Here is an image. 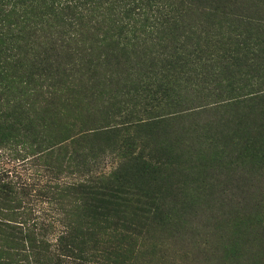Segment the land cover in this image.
<instances>
[{"label": "rangeland", "instance_id": "obj_1", "mask_svg": "<svg viewBox=\"0 0 264 264\" xmlns=\"http://www.w3.org/2000/svg\"><path fill=\"white\" fill-rule=\"evenodd\" d=\"M197 2L206 15L239 12L249 2L256 17L264 7V0ZM94 103H79L65 142L49 148L44 135L24 134L32 144L20 152L25 161L12 158L19 152L15 141L3 143L0 206L21 213L33 204L32 219L43 206L56 228L38 235L10 224L0 264H31L25 241L33 244L36 236L44 249L34 264H264L263 124L251 128L242 116L248 127L243 123L234 137L212 141L214 131H226L223 113L142 128L127 122L125 111L134 105L133 119L141 118L144 106L105 103L93 118ZM64 181L75 183L63 193L64 201L76 203L67 210L50 200L54 185Z\"/></svg>", "mask_w": 264, "mask_h": 264}, {"label": "trees", "instance_id": "obj_2", "mask_svg": "<svg viewBox=\"0 0 264 264\" xmlns=\"http://www.w3.org/2000/svg\"><path fill=\"white\" fill-rule=\"evenodd\" d=\"M200 8L197 0H0V149L15 141L12 158L25 161L20 152L32 144L24 134L44 135L49 148L65 142L84 101L95 102L93 118L105 103L136 102L143 117L133 119L134 105L125 115L142 128L223 113L226 131H214L212 141L248 127L242 116L251 128L264 125V7L256 17L249 2L239 12L216 11L223 15ZM71 184L52 190L50 200L63 210L76 205L63 197ZM37 206L42 215L33 219V204L21 213L0 206L1 244L12 223L38 235L55 230L48 210ZM34 242L25 241L31 264L44 249L43 237Z\"/></svg>", "mask_w": 264, "mask_h": 264}]
</instances>
